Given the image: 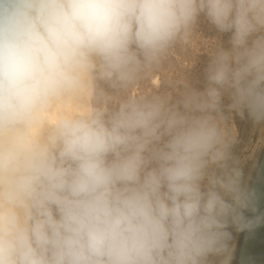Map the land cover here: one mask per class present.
I'll return each instance as SVG.
<instances>
[{
    "label": "clouds",
    "instance_id": "9594fccd",
    "mask_svg": "<svg viewBox=\"0 0 264 264\" xmlns=\"http://www.w3.org/2000/svg\"><path fill=\"white\" fill-rule=\"evenodd\" d=\"M201 14L231 33L204 89L141 90ZM225 94L264 121V0H0V264H230L260 218Z\"/></svg>",
    "mask_w": 264,
    "mask_h": 264
},
{
    "label": "rangeland",
    "instance_id": "374dc122",
    "mask_svg": "<svg viewBox=\"0 0 264 264\" xmlns=\"http://www.w3.org/2000/svg\"><path fill=\"white\" fill-rule=\"evenodd\" d=\"M231 33H220L203 15L198 18L194 27V35L189 45H176L174 52L165 63L163 73L156 77L157 81L145 83L141 90H148L158 85L163 77H172L186 82L190 87L203 90L206 86V70L211 62V53L219 45L229 48ZM158 82V83H157ZM110 95H115L107 85L101 84ZM167 90V89H165ZM230 99L227 94L223 97L222 106L225 117L224 126L233 137L230 146V166L237 167L243 173L253 158L264 121L255 122L247 114L243 116L228 110Z\"/></svg>",
    "mask_w": 264,
    "mask_h": 264
},
{
    "label": "water",
    "instance_id": "95a60500",
    "mask_svg": "<svg viewBox=\"0 0 264 264\" xmlns=\"http://www.w3.org/2000/svg\"><path fill=\"white\" fill-rule=\"evenodd\" d=\"M241 183L252 194V202L243 210V215L253 221L260 219L252 228L244 230L229 224L230 264H264V130L253 158L242 173ZM222 259V256H209L208 264H221Z\"/></svg>",
    "mask_w": 264,
    "mask_h": 264
},
{
    "label": "bare ground",
    "instance_id": "6f19581e",
    "mask_svg": "<svg viewBox=\"0 0 264 264\" xmlns=\"http://www.w3.org/2000/svg\"><path fill=\"white\" fill-rule=\"evenodd\" d=\"M154 81H157V79L155 78ZM59 110L76 111L78 109L74 108V106L70 103L69 105H67L66 108L64 106H58V108L56 110H54V112L51 115L54 117L55 116V112L59 111Z\"/></svg>",
    "mask_w": 264,
    "mask_h": 264
}]
</instances>
